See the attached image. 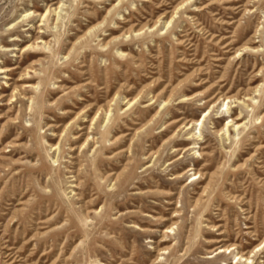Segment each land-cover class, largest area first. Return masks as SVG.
<instances>
[{
	"label": "rangeland",
	"instance_id": "rangeland-1",
	"mask_svg": "<svg viewBox=\"0 0 264 264\" xmlns=\"http://www.w3.org/2000/svg\"><path fill=\"white\" fill-rule=\"evenodd\" d=\"M56 1L0 0V66H16L0 74V264H264V0H189L167 28L161 18L128 36L122 31L151 24L182 0H61L54 28ZM48 6V20L22 19ZM243 45L255 49L237 53ZM165 82L206 94L180 104V93L162 109L166 94L154 103L151 96ZM22 83L29 85L4 104ZM118 90L108 124L99 112L89 133L95 142L76 149L97 107ZM139 91L143 98L125 111L123 97ZM216 91L240 101L227 111L203 104ZM157 109V122L130 141ZM239 113L243 125L217 134ZM195 118L202 124L173 133ZM63 128L55 166L48 144ZM191 164L203 175L182 174ZM66 168L78 172V187ZM214 239L235 248L214 256Z\"/></svg>",
	"mask_w": 264,
	"mask_h": 264
},
{
	"label": "bare ground",
	"instance_id": "bare-ground-1",
	"mask_svg": "<svg viewBox=\"0 0 264 264\" xmlns=\"http://www.w3.org/2000/svg\"><path fill=\"white\" fill-rule=\"evenodd\" d=\"M122 0H119V2H121ZM187 1H189V0H182V1H180L179 3H177L170 11H165V12H163L162 14H160V16H158L154 21H152V23L151 24H144L143 26H141V27H139V28H135L134 27V25H131L127 30H125V31H122V33H121V35H126V36H128L131 32H133L134 33V35H140V34H143V33H145V30L144 29H148L149 31H151V30H153L155 27H156V24H157V22H159V20L161 19V18H164V20L162 21L163 22V27H165V28H167L168 27V25L173 21V19H174V16H175V14L177 13V11H178V9H181L183 6H184V3H186ZM61 3V0H57L56 2H55V4H56V6H54L53 8H52V10L54 11V13L56 14V15H54L55 16V18H52L51 19V21H50V25H52V27H57V25H58V23H60V21H61V18H59L60 17V12H61V10H63V8H62V4H60ZM49 7L50 6H48V7H46V9L44 10V12H42V13H37V12H35V11H31V10H28V11H26L27 13H25L24 15H22V19H25V18H27V17H29V16H33V14L34 15H39V17L41 18L40 20L41 21H45V20H48V18H47V14H46V12H47V10L49 9ZM53 13V12H52ZM104 20V19H103ZM103 20H101V21H98L97 23H95V24H93L91 27H89V29L84 33V34H86V33H90V32H92L93 30H95L96 28H98L102 23H103ZM124 21H127V20H125L124 19ZM39 25V24H38ZM117 27V26H116ZM146 27V28H145ZM199 27V26H198ZM115 37V39H119V34L118 35H115L114 36ZM36 39H38V38H36ZM248 41L250 42V40L248 39ZM43 42V44L44 45H48L49 44V41H47V40H43L42 41ZM229 43H226V45H228ZM30 45V44H29ZM29 45H27V46H29ZM249 47H251V48H249ZM244 50V49H251V50H254L255 49V46H250V45H243V47H241L240 49H238V50H236V52L238 53V51L239 50ZM119 50V49H118ZM187 50H189V48H187ZM122 53L125 55V54H127L125 51H123L122 50ZM184 53L186 54V52L184 51ZM215 59V61H219L220 60V58H214ZM38 62V59H36L35 61H33V62H31L30 63V65H29V67H33V65L34 64H36ZM192 63H194V61H190V62H188L187 64H192ZM16 68V66H12V67H9V66H4V65H2V66H0V74H5V75H7L8 73L7 72H10L12 69H15ZM198 73H201V72H199V71H197V74ZM162 81L163 80H159V81H157L155 84H157V85H160L161 83H162ZM182 82V80H180L179 81V83L178 84H180ZM206 82H208V80L207 79H203L202 80V82H200L198 85H202V84H205ZM86 83H88V82H86ZM29 84H27V83H22L20 86H17V85H13L12 86V89H11V91H10V93L8 94V96H7V101L6 102H4V104H6V105H10L11 104V101H13V97H15V93H16V91H19L20 89H21V87H27ZM23 89V88H22ZM186 88H184L183 86H172V84L171 83H168V82H165V84L163 85V87L161 88V90L159 91V92H157L156 94H153L152 96H151V99L153 100V103L158 99V98H162L163 97V95H165L166 94V96L165 97H163L162 99H161V103L160 104H162L161 106H162V109H165V108H167V106L169 105V101L171 100V99H173V97H175L176 95H178V94H180V93H183L181 96H180V100L178 101V103H180V104H182V103H185V102H187V101H190L191 99H194L196 96H199V95H202V96H204L205 94H206V92H198L197 94L196 93H194V94H184L185 92H186ZM256 90V89H255ZM20 94H22V97H25V95L22 93V91H20L19 92ZM118 93H119V90H118V92H115L114 94H113V96L111 97V99L110 100H108L106 103H104V104H102V105H99L98 107H97V109L95 110V112H94V114L90 117V119L88 120V122H89V125H88V130L90 129V131L89 132H87V134H85V136H84V139H83V142L80 144V145H78L77 147H76V149H78V150H82L87 144H88V142L89 141H91V142H95V141H93L94 140V138H93V134L92 135H90L89 133H91L92 132V129H93V125H94V123L96 122V120H97V118H98V116H99V112H101V111H103V113H104V117H103V120H104V125H106V124H108V122H109V120H110V112L112 111V107H111V105L114 103V101L116 100V97L118 96ZM131 93V92H130ZM6 94H4V93H1L0 94V100L5 96ZM143 98V95H142V92H137V94L136 95H134V96H131V97H127V96H124L123 97V99L124 100H126L125 101V111H129V110H132L133 108H135V104L138 102V101H140L141 99ZM26 99H28L29 101H28V103L29 102H31V98L30 97H26ZM234 101H240L239 100V98L236 96V95H232V96H228V95H226V93H221L220 91H216V92H214L213 94H211L210 96H208V97H206L205 99H204V101H203V104H205V103H208L209 102V105L211 104V107L212 106H215L217 103H220V105L221 106H225L224 107V111H227V109H229V107H228V104L229 103H231V102H234ZM30 106V105H29ZM93 106V104H90V106H89V108L90 107H92ZM28 107V106H27ZM210 107V106H209ZM223 108V107H222ZM120 109V108H119ZM161 109V110H162ZM82 110V109H81ZM161 110L160 109H157L152 115H151V117L144 123V124H141L138 128H136V131L134 132V134L132 135V137L130 138V141H131V139L134 137V135H135V133H138V132H141L142 130H144V129H148L149 128V126H151L150 124H154L155 123V121L157 120L156 119V117H157V115H160V112H161ZM7 111H9V110H7ZM68 110H66V111H64V112H67ZM164 111V110H163ZM77 115V114H76ZM1 117V116H0ZM204 118V117H203ZM156 119V120H155ZM180 119L181 118H177V119H172V120H169L168 122H166V124H165V126H164V129L162 130V131H165L167 128H169V127H171L174 123H176L177 121H180ZM239 119H241L240 118V113L239 114H237V115H235L234 117H228V120L226 121V123L224 124V125H222V127H220L219 129H217L216 130V132H217V134H220V132L221 133H225L226 134V130H227V127L229 126V125H231V126H233L234 128L233 129H237L238 127H240L241 125H243V122L241 123V120L240 121H237V120H239ZM202 120V119H201ZM201 120H199L198 118H195V119H189V120H185V121H183V122H181L180 123V125L177 127V132H173V133H175V135H177L178 134V131L181 129V128H184L185 126H187V127H190L191 129H195V127L197 126V125H201L202 124V121ZM14 122H15V119L13 120ZM157 122V121H156ZM53 126H57V125H53ZM71 125H69V127H70ZM199 130V129H198ZM199 132V131H198ZM127 134L128 133H121V135L119 136V138H117L116 140H114L113 142H111V143H113V144H116V143H118V142H121V140H123V139H125V137L127 136ZM187 134H190V131L189 132H187ZM52 135H55V133L54 132H52ZM64 135V128L61 130V132L58 134V140L55 142V143H50V144H48V147H49V150H52V156H51V159H52V163H53V165H57L58 164V156H59V153H60V142H61V139H62V136ZM193 135L195 136L196 134L195 133H191V137H193ZM187 136H189V135H187ZM197 136V135H196ZM198 136H199V134H198ZM198 136H197V138H198ZM79 137V134H76V135H74L73 136V139H76V138H78ZM175 136H173V135H170L167 139H164L163 140V142H162V147L164 146V145H166V144H168V143H170L171 141H173V138H174ZM196 138V139H197ZM110 140V139H109ZM7 146H15L16 145V143L15 142H7ZM192 144H193V146L191 145L190 146V144L189 145H186V146H183L182 147V149H183V151L185 152V151H187L189 148L190 149H194V144H196L195 142H192ZM94 146V145H93ZM116 146V145H115ZM154 146V145H153ZM92 148V147H91ZM68 149L71 151V150H74L75 149V147L74 146H68ZM173 149H174V151H177L178 149H180L179 148V146L178 145H174L173 146ZM93 150V152H96V148H93L92 149ZM126 150H130V145H128V147H127V149ZM159 149H157V150H149L148 151V153H147V155H146V157L148 158V157H150V156H152L153 157V155L155 156V157H158L159 156V154H158V151ZM122 150L121 149H119V150H117L115 153L116 154H119L120 152H121ZM128 152V151H127ZM130 152V151H129ZM195 153L197 152V155L199 156V157H201V152L199 151V150H195L194 151ZM53 153L55 154V155H53ZM70 157H72L71 155H70ZM179 157V156H178ZM170 163H172V161H170ZM147 164V163H146ZM66 171L69 173V176L68 177H71V180H70V182L72 183V186L71 187H74V188H76V187H78V182H76L77 181V175H78V172L77 171H72L71 169L69 170L68 168H66ZM192 171V173H191V175L192 176H194V177H196V176H200V175H203V173H200L198 170H195V168H194V165L193 164H191V165H188L186 168H185V170L182 172V174H185V173H187V172H191ZM113 172H110L109 174H112ZM108 174V175H109ZM117 175L118 174H116V176L115 177H117ZM174 177H179V174H176V175H174ZM74 182V183H73ZM46 189V188H45ZM72 191V194H76L74 191H73V189H71ZM205 189L203 188V191H204ZM196 203V202H195ZM21 204V203H20ZM176 214H173L171 217H174ZM14 218V217H13ZM88 217H86V219H87ZM172 224H173V222H172ZM132 227H135V228H137V229H140V230H146V228H141V227H139L138 225H136L135 223H132V225H131ZM172 230V227L169 225V226H167L166 228H165V233H169L170 231ZM219 233H222V232H219ZM223 239H214V240H209V242H214V243H216V247L214 248V250H213V252H215V255L214 256H216V255H221V254H223V253H225L226 251H228L229 253L231 252V250L233 249V248H235L234 246H233V244H230V245H224L223 244ZM235 257H237L238 259H242L244 262H248L249 260H250V256H248V255H246V253H243V252H239V251H237L236 253H235ZM16 261V260H15ZM251 262V261H250ZM9 264L11 263V262H8Z\"/></svg>",
	"mask_w": 264,
	"mask_h": 264
}]
</instances>
